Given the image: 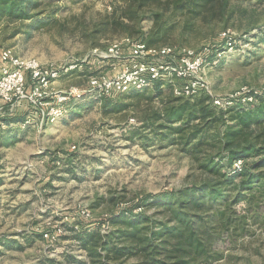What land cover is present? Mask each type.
<instances>
[{"label": "rangeland", "instance_id": "1", "mask_svg": "<svg viewBox=\"0 0 264 264\" xmlns=\"http://www.w3.org/2000/svg\"><path fill=\"white\" fill-rule=\"evenodd\" d=\"M124 2L40 0L29 19H0V50L43 66L71 67L47 95L31 93L32 100L28 95L0 113V264H90L76 237L80 231L99 227L107 234L121 226L112 217L141 202L146 206L133 212L152 214L159 197L206 176L199 162L145 127L160 100L172 96L165 87L160 96L149 86L111 97L90 91L59 100L70 88L86 89L90 77L117 75L119 66L113 70L101 53L114 41L146 38L154 26L145 19L96 32ZM218 3L213 17L191 18L163 2L147 4L139 15L160 13L172 28L157 47H170L173 64L186 73L174 82L201 87L226 110L251 104L250 93H264V0ZM216 49L201 67L183 61L188 53L203 57ZM55 108L61 114L52 118ZM247 217L236 233L208 220L222 256L212 264H264V218Z\"/></svg>", "mask_w": 264, "mask_h": 264}, {"label": "trees", "instance_id": "2", "mask_svg": "<svg viewBox=\"0 0 264 264\" xmlns=\"http://www.w3.org/2000/svg\"><path fill=\"white\" fill-rule=\"evenodd\" d=\"M219 1L125 0L120 13L104 17L96 32L148 19L154 26L137 42L157 47L172 28L160 13L139 15L147 4L163 2L176 12L197 18L207 13L213 17ZM39 3L0 0V19H29ZM218 50H210L203 57L212 61ZM151 86L158 96L162 86L172 96L160 100L145 127L162 144L175 145L199 162L206 176L192 186L159 197L152 214L133 212L146 206L141 202L112 217L110 222L121 226L107 234H101L99 227L80 231L76 237L90 264H212L222 256L215 248L219 236L208 232L209 219L220 231L236 233L250 220L247 216L264 218V93H250L249 98L254 99L251 104L224 110L214 105L204 89L184 97L173 94L171 83L155 80ZM252 156L255 158L250 160ZM239 160L240 165L235 166ZM241 203L239 211L234 209ZM213 205L217 208L210 214Z\"/></svg>", "mask_w": 264, "mask_h": 264}, {"label": "built area", "instance_id": "3", "mask_svg": "<svg viewBox=\"0 0 264 264\" xmlns=\"http://www.w3.org/2000/svg\"><path fill=\"white\" fill-rule=\"evenodd\" d=\"M123 43L128 48V54L124 55ZM174 51L170 47H147L144 43L126 39L125 41H114L101 58L112 61L113 70L119 66L117 75L109 76L100 74L90 77L86 89L70 88L63 92L60 101L68 100L70 97H80L90 91L97 92L101 97H111L116 94L127 93L132 89L147 88L155 80L171 83L175 96L189 97L196 93L201 87L195 85H177L174 79H182L186 73L177 70L173 64ZM125 59V60H124ZM187 59V60H186ZM187 65L198 68L204 65L205 58L201 54H186ZM124 60V61H122ZM122 62L121 65L117 63ZM71 67L62 69L43 66L35 59H22L16 56L10 49L0 50V113L8 106L23 99L32 100L33 96L41 97L48 94L53 83L59 79L61 72H66ZM214 105L222 106L219 99L213 100ZM53 117L61 114L60 108L52 111ZM237 161L235 166H239Z\"/></svg>", "mask_w": 264, "mask_h": 264}]
</instances>
